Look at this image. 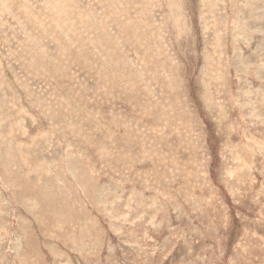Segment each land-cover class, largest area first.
Wrapping results in <instances>:
<instances>
[{
  "label": "rangeland",
  "instance_id": "1",
  "mask_svg": "<svg viewBox=\"0 0 264 264\" xmlns=\"http://www.w3.org/2000/svg\"><path fill=\"white\" fill-rule=\"evenodd\" d=\"M0 264H264V0H0Z\"/></svg>",
  "mask_w": 264,
  "mask_h": 264
}]
</instances>
